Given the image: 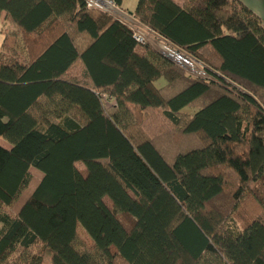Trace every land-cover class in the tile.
<instances>
[{
	"label": "trees",
	"instance_id": "obj_1",
	"mask_svg": "<svg viewBox=\"0 0 264 264\" xmlns=\"http://www.w3.org/2000/svg\"><path fill=\"white\" fill-rule=\"evenodd\" d=\"M2 13L16 42L0 52V264H264L258 16L239 0H137L139 24L204 78L85 0H0ZM149 109L181 142L145 135ZM247 198L258 211L239 224Z\"/></svg>",
	"mask_w": 264,
	"mask_h": 264
},
{
	"label": "rangeland",
	"instance_id": "obj_2",
	"mask_svg": "<svg viewBox=\"0 0 264 264\" xmlns=\"http://www.w3.org/2000/svg\"><path fill=\"white\" fill-rule=\"evenodd\" d=\"M136 1L137 0H124V3H125V6H127L128 8H132L134 4H136ZM254 1L259 2V4L261 3L264 9V0H254ZM114 9H115L114 12L110 11L109 13L113 17H115V13H119L117 10L118 9L117 7H115ZM96 11H99V10H96ZM125 21L132 28L138 31L144 37L145 41L149 43L154 49H156L160 53L162 52L160 48L162 44L169 45L165 41L157 38L155 35L147 32L146 29L142 28L140 24L137 23V21H134L129 17H127ZM177 52H179L180 55L184 56L192 64V67H187L186 65H183L182 63L180 64L177 63L188 74L193 75V76H198V77L210 78V76L205 71L204 66L200 62H198L197 60H194L193 58L189 57L187 54L181 51H177ZM163 83H165L164 80L160 79L158 82H156V85H162ZM196 110L197 109L195 108L185 107L182 109V112L192 115ZM172 128H173V124L164 116L163 112L160 109H149L144 114V118L142 122V130L144 131L145 135L149 137H156V136H160L163 134H169L167 139L172 138L171 140H174L176 142L180 141L178 137L170 133L172 131ZM76 167L78 168L79 171L83 173L85 172V167L82 163H76ZM34 174L33 175L38 178L39 174L37 172H34ZM257 211H258V208L255 202L252 201L251 198H247L244 202H242L239 205V207L235 211L234 219L236 220L237 223L240 224L241 222L240 219L246 220L250 218L252 214L256 213ZM82 235H84L83 232H82Z\"/></svg>",
	"mask_w": 264,
	"mask_h": 264
},
{
	"label": "crops",
	"instance_id": "obj_3",
	"mask_svg": "<svg viewBox=\"0 0 264 264\" xmlns=\"http://www.w3.org/2000/svg\"><path fill=\"white\" fill-rule=\"evenodd\" d=\"M176 3L178 4H182L184 2V0H174ZM243 5H245L249 10H251L256 16H258L263 22H264V9H263V5H261V3L259 4V2H255L254 0H239ZM137 2V1H136ZM136 4H134V6L132 8H128L127 6H125L124 0L121 3L120 8H118V12L119 13H115V19H118L124 23H126L127 25H129L125 19L127 17L131 18L134 21H137L132 14H129L128 12H133L134 8H135ZM126 17V18H125ZM137 23L139 24V22L137 21ZM140 26L144 29H146L145 27H143L141 24ZM2 27H4V31H2ZM16 27L13 23V21L11 20V18L6 14V13H2V15L0 16V52L2 50V45L6 40V43L9 46H13L16 42V36H12L13 33H15ZM147 32L153 34L151 31H149L148 29H146ZM8 34V35H7ZM10 35V36H9ZM154 35V34H153ZM137 51L139 53H141L143 50L142 48H138ZM159 81V80H158ZM157 81V82H158ZM164 84V83H163ZM162 84V85H163ZM161 86V85H158ZM0 144L5 147V148H10V144L4 140L3 138L0 137ZM30 173L34 174V172H37L39 174L38 178H41L43 176V174L33 168L30 167L29 168ZM81 172V171H80ZM83 173V172H81ZM85 173V172H84ZM83 173V174H84ZM35 175V174H34ZM37 176V175H36ZM104 202L111 207V201L105 197L104 198ZM82 232L84 233V235H82ZM77 233L78 235L87 243L88 246H91V241L87 235V233L84 231V229L81 226H78L77 228Z\"/></svg>",
	"mask_w": 264,
	"mask_h": 264
},
{
	"label": "built area",
	"instance_id": "obj_4",
	"mask_svg": "<svg viewBox=\"0 0 264 264\" xmlns=\"http://www.w3.org/2000/svg\"><path fill=\"white\" fill-rule=\"evenodd\" d=\"M85 1L88 8L93 10H101L107 13H110V11L112 10H109L104 5H109V7H112L113 9L116 7L111 0H85ZM132 29L134 31V38L139 44L146 42L144 37L138 31H136L134 28ZM162 45L160 46V48L163 53L162 52L161 53L166 57L170 58L171 60H174L176 63H178V60L172 56V53L179 54V52H177L178 50L170 45H166V44H162Z\"/></svg>",
	"mask_w": 264,
	"mask_h": 264
},
{
	"label": "bare ground",
	"instance_id": "obj_5",
	"mask_svg": "<svg viewBox=\"0 0 264 264\" xmlns=\"http://www.w3.org/2000/svg\"><path fill=\"white\" fill-rule=\"evenodd\" d=\"M106 8H108L109 10H112L114 12L115 9H113L112 7H109V5H104ZM113 15V14H112ZM116 15V14H115ZM163 46V45H162ZM164 47V46H163ZM168 52V51H167ZM172 56L175 57L180 63H182L183 65H186L187 67H192V64L190 63V61H188L185 57H183L180 54H176V53H172Z\"/></svg>",
	"mask_w": 264,
	"mask_h": 264
},
{
	"label": "water",
	"instance_id": "obj_6",
	"mask_svg": "<svg viewBox=\"0 0 264 264\" xmlns=\"http://www.w3.org/2000/svg\"><path fill=\"white\" fill-rule=\"evenodd\" d=\"M129 14H132V12H128ZM178 63H180L179 61H178Z\"/></svg>",
	"mask_w": 264,
	"mask_h": 264
}]
</instances>
